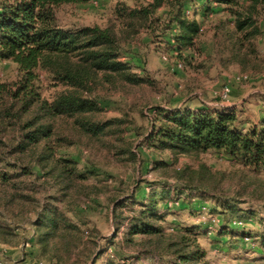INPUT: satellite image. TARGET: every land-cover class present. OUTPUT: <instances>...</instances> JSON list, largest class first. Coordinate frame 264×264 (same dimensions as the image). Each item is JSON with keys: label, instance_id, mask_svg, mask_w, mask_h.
Segmentation results:
<instances>
[{"label": "trees", "instance_id": "trees-1", "mask_svg": "<svg viewBox=\"0 0 264 264\" xmlns=\"http://www.w3.org/2000/svg\"><path fill=\"white\" fill-rule=\"evenodd\" d=\"M86 1L0 0V61H13L19 69L16 80H0V243L16 244L18 229L31 222L33 231L25 241L35 264H147L139 260L144 255L153 258L149 264H212L199 241L200 234L210 232L216 243H224L225 235L236 240L249 236L259 244L245 226L250 218L264 223V193L257 195L263 211L240 206V198L226 193L201 161L177 166L174 182L149 183L142 196L116 188L106 198L104 212L115 231L103 235L92 214L104 208L99 196L106 186L92 179H107L95 166L81 167L60 152L66 138L59 129L70 122L104 144L114 136L124 145L116 153L138 161L124 136L129 120L98 115L105 109L102 90L153 84L140 54L141 33L155 40L169 36V46L186 62L200 42L204 22L227 14L220 16L218 27L228 35L233 29L236 37L228 59L257 72L263 62L256 60L254 41L264 32V0L118 2L104 26L59 23L60 6ZM43 75L61 87L51 97L43 94ZM154 110L149 128L139 133L154 151L170 153L174 165L181 156L197 160L216 152L264 172V119L255 122L238 106L160 105ZM153 163L156 169L170 165L163 158ZM135 185L140 188V181ZM207 199L216 204L205 205ZM176 200L193 215L209 214L197 224L171 229L164 223L173 212L168 203ZM216 214L221 218L214 223ZM257 236L264 242V232ZM260 254L264 259L263 250Z\"/></svg>", "mask_w": 264, "mask_h": 264}, {"label": "rangeland", "instance_id": "rangeland-1", "mask_svg": "<svg viewBox=\"0 0 264 264\" xmlns=\"http://www.w3.org/2000/svg\"><path fill=\"white\" fill-rule=\"evenodd\" d=\"M146 0H88L82 3L64 4L57 10L58 21L65 27H77L82 25L99 24L106 25L118 2H125L134 6ZM227 15V14H226ZM221 14L212 17L203 24V32L200 42L192 51L189 61L183 62L178 53L173 50L165 39L155 40V36L142 32L140 35V54L145 59L148 75L153 84H145L139 87H124L119 89L102 90L103 105L105 106L98 118L106 120L112 117L128 119V130L124 136L131 142V148L137 153L139 160L127 159L126 154H117L116 148L123 143L114 136L106 137L107 144L97 139H92L79 132L69 123L61 125L59 131L66 138L60 152L72 156L79 161L80 166L93 165L107 180L98 182L92 179L99 187L105 185L104 193L99 197L104 203V208L93 213V220L105 236H111L115 231L112 220L105 216L106 198L121 188L124 193L135 191L138 196L147 194V184L157 183L158 180L174 182L171 175L176 167H182L184 163L197 166L205 162L210 166L212 174L219 181L221 188L230 195L240 198L242 207H251L263 211V204L257 195L264 193V172L257 173L234 161H230L219 153L207 152L199 156V161L188 156H181L175 165L170 153H159L143 143L142 135L152 119L155 117V106H182L188 104L198 107L203 104L216 106L226 104L227 107L238 106L243 109V116H249L252 120L260 122L264 115V32L257 37L254 44L258 50L256 60L263 62L262 70L243 69L240 64L228 59L230 46L236 41L233 27L231 34H226V28L218 27ZM264 27V22H261ZM159 32V31H158ZM181 63V67L178 64ZM247 74V80L238 81L236 77ZM19 76V69L13 61H0V80L12 82ZM43 94L51 97L61 87H55L45 79L43 75ZM231 86V93L224 99L221 96L225 85ZM124 146V145H123ZM163 158L170 162L169 167L155 168L153 160ZM135 181H140V188H136ZM146 186V187H145ZM103 188V187H101ZM150 191V190H149ZM125 196V195H124ZM123 196V197H124ZM173 212L167 213L165 226H182V224H197L206 219L209 211H203L200 217L193 215L187 209L182 208V202L173 201ZM205 205H215L213 200H206ZM176 212V213H175ZM218 222L221 215L214 216ZM216 222V223H217ZM24 229H18L20 233L16 244L6 245L0 243V262L3 264H32L35 258L30 254L31 245L25 238H29L33 231L31 222L22 224ZM245 228L254 232L259 244L254 245L252 240H236V237L223 236L224 243L214 242L213 233L200 234L201 246L207 251L212 264H264L260 251L264 252V242L257 235L264 232V223L257 218H250ZM260 238V239H258ZM260 246V248L256 246ZM10 248V249H9ZM11 250V251H10ZM26 260V261H25ZM139 260L149 264L153 258L142 256ZM158 260V258H156ZM155 260V261H156ZM102 264V263H99Z\"/></svg>", "mask_w": 264, "mask_h": 264}, {"label": "built area", "instance_id": "built-area-1", "mask_svg": "<svg viewBox=\"0 0 264 264\" xmlns=\"http://www.w3.org/2000/svg\"><path fill=\"white\" fill-rule=\"evenodd\" d=\"M181 66H182L181 63H179V64H178V67H181ZM248 78H249V76H248L247 74H241V75H238V76L236 77V79H237L238 81L247 80ZM230 93H231V86H229V85L227 84V85H225L224 88L222 89L221 96H222V98L226 99V98L229 96ZM168 204H169V206H173V205H174L173 201H170ZM213 222H214V223L217 222L216 218L213 219ZM235 223L238 224V225H242V224H243L242 221H236ZM210 233H212V232H210ZM245 239H246V240H251V238H250L249 236H246ZM27 244L29 245L30 243L28 242ZM32 264H35V263H32ZM38 264H43V263H42V262H39Z\"/></svg>", "mask_w": 264, "mask_h": 264}, {"label": "crops", "instance_id": "crops-1", "mask_svg": "<svg viewBox=\"0 0 264 264\" xmlns=\"http://www.w3.org/2000/svg\"><path fill=\"white\" fill-rule=\"evenodd\" d=\"M216 106H219V107H225L226 106V104H215ZM264 119V115L262 116V118L260 119L261 121ZM260 121V122H261ZM255 122H257V121H255ZM259 123V122H258ZM10 249V248H9ZM11 251V250H10ZM26 261V260H25ZM0 264H3L2 262H0ZM20 264H22V262H20Z\"/></svg>", "mask_w": 264, "mask_h": 264}]
</instances>
